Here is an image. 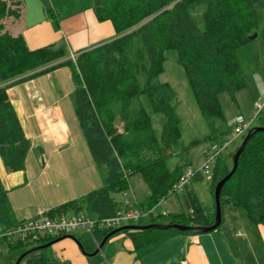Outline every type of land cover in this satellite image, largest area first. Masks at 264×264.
<instances>
[{
	"label": "trees",
	"instance_id": "trees-1",
	"mask_svg": "<svg viewBox=\"0 0 264 264\" xmlns=\"http://www.w3.org/2000/svg\"><path fill=\"white\" fill-rule=\"evenodd\" d=\"M98 21H110L115 37L81 50L74 59L65 45L29 49L21 35H11L0 26V158L7 172L24 169L30 142L25 136L7 88L17 82L60 65L70 68L74 87V111L91 158L102 175V183L84 195L48 209V216L85 213L97 217L113 215L121 204L111 192L128 187L131 175L140 174L148 195L138 202L144 210L155 207L173 194V185L191 164L188 147L204 141L221 142L232 128L214 129V121H224L218 101L222 91L234 99L245 86L236 58V49L258 34L264 18V0H91ZM14 2V1H13ZM0 18L16 16L3 8ZM16 5L20 0L15 1ZM256 37V36H255ZM174 49L183 67L199 111L212 129L206 137L179 147L180 119L171 103L175 91L158 76L164 71V53ZM159 115L156 131L153 115ZM263 118L251 126L252 132L237 159V166L220 190L222 205L244 210L251 225L264 227V110ZM244 137V135L242 136ZM238 145L226 156H217L209 182L214 186L231 167ZM178 150V151H177ZM177 162L168 166L171 157ZM203 176L196 173L183 190L186 209L174 214L150 215L134 225H146L166 217L167 223L209 226L215 209L207 212L193 191L192 183ZM222 214V213H221ZM144 219H146L144 221ZM221 222L215 228H219ZM7 191L0 180V226L18 223ZM112 228H98L92 235L97 245ZM140 258L170 236L201 233V229H122ZM117 233V232H116ZM44 236L36 242L6 241L8 251L22 254L57 237ZM260 238V236H258ZM36 243L35 246H29ZM50 246V245H49ZM48 246L26 259L27 264H48ZM30 251L29 253H32ZM27 253L26 255H28ZM25 255V256H26Z\"/></svg>",
	"mask_w": 264,
	"mask_h": 264
},
{
	"label": "crops",
	"instance_id": "crops-1",
	"mask_svg": "<svg viewBox=\"0 0 264 264\" xmlns=\"http://www.w3.org/2000/svg\"><path fill=\"white\" fill-rule=\"evenodd\" d=\"M4 23L7 30L23 37L29 49L65 45L69 54L116 35L110 21L96 19L89 0H22L18 24L9 18ZM72 87L75 84L69 67L60 65L7 88L8 98L30 142L23 170L7 172L0 158V180L17 220L76 199L102 183V175L91 155H86L85 140L77 139L68 118L71 108L66 98ZM29 161L37 166L33 165V168L39 171L38 174H31ZM38 164H41L40 168ZM130 177L126 189L133 200L141 202L148 195L147 187L141 183L134 186ZM122 191L111 192L118 203H121ZM166 200L159 204L160 211L177 213L171 202L165 204ZM237 210L231 208L230 212L238 216ZM243 229L246 230L244 239L235 242L237 254L230 248L228 227L225 231L219 227L196 234H175L140 258L135 257L128 234L120 231L110 236L98 251L105 246L103 252L107 264L108 259L112 264H120L123 259L125 264H181L183 260L187 264H253L251 260L238 258V249L248 250L257 262L264 253V233L260 229L259 238L250 233L251 228ZM91 237L98 248L92 234ZM76 240L62 236L52 240L54 242L48 246V264H91L93 248H88L87 253L82 252Z\"/></svg>",
	"mask_w": 264,
	"mask_h": 264
},
{
	"label": "rangeland",
	"instance_id": "rangeland-1",
	"mask_svg": "<svg viewBox=\"0 0 264 264\" xmlns=\"http://www.w3.org/2000/svg\"><path fill=\"white\" fill-rule=\"evenodd\" d=\"M14 1V2H13ZM17 0H0V2H5L4 5L5 14L7 11L15 10L17 12L16 16L5 15L4 17L0 18V26H2V31H6L11 35L13 34L11 30H7L5 27L4 21L6 18H9L16 24H18L20 15H21V3L16 5L14 4ZM88 1V0H87ZM92 4V1L89 0ZM88 6V4L86 5ZM259 32L252 40L239 46L236 49V58L239 65V69L243 75L245 86L238 89L234 94V99H232L228 92L222 91L218 94V101L221 105L223 114H224V121L222 120H215L214 121V129L222 128L226 129L229 126L232 128L235 118V115L242 114L245 118H251V126L257 125L259 122L262 121L263 118L254 117V108L253 103L255 101L263 102L264 98V18L262 19L259 27ZM177 53L174 49L166 50L164 53V71L158 76L160 81L168 82L173 90L175 91V96L172 99L171 103L175 105V111L180 119V131H181V138L179 139V147L182 148L183 146L189 145L193 140L202 139L211 132V128L209 127L207 121L199 111V108L196 104L193 92L187 80L186 73L183 67L177 62ZM70 58L74 59L75 54L70 53ZM70 69V68H69ZM71 72V71H70ZM70 103L71 111L68 112V118L70 120V124L72 123L73 127L77 134V139L84 142V138L77 123L75 111H74V88L72 87L69 92L67 93L66 98ZM255 100V101H254ZM153 125L156 131H159L161 128V119L159 115H153ZM250 126V127H251ZM249 127V128H250ZM245 136V135H244ZM243 137H234L233 132H228L226 134V138L221 142L227 140L230 142L228 148L223 153L224 156L228 155L237 145L239 146ZM220 142V143H221ZM212 141H202L198 142L190 147H188V151L186 153L188 159H190L191 166L194 169L199 168L202 163L204 162V155L203 150L206 146L210 145ZM86 155L90 156L86 144L84 142ZM178 151V150H177ZM178 156L171 157L168 166L172 167L177 162ZM226 164L230 168L231 165V157L226 158ZM33 165L37 167L33 162L29 161V169L31 170V174L34 176L38 172L36 168H33ZM39 168L41 164H38ZM35 172H33V171ZM38 177V176H37ZM210 178H206L203 176L200 180L194 181L192 183V188L195 194L197 195L198 199L201 201L202 205L206 209L207 212L211 213L213 210V192L214 186L209 182ZM130 181L133 183L134 186H138L139 183L145 187V184L140 176V174L135 173L131 175ZM183 193H173L169 197H167L165 204L171 202L173 204V208L177 211L182 210L186 214L191 213L190 209H186V205L183 200ZM230 205H222V224L220 225V230L225 231L226 227L229 228L227 231V236L229 238L230 248L232 252H236L235 242L239 241L245 237V231L243 228L249 227L251 228L252 235L254 237L260 236L259 230L264 233V227L262 225H258L255 227L251 225L246 217V214L243 209L238 208V216L232 214L230 212ZM162 207L158 205L157 211L161 213ZM190 215V214H189ZM146 219H144L145 221ZM166 221V222H165ZM167 223L166 217H160L157 220V223L164 224ZM156 223V222H155ZM136 222L127 223V225H134ZM240 232V235H235V233ZM127 233V232H126ZM77 244L78 248L82 252H88V248H93L94 252L97 249L91 234L88 232L76 231L71 234ZM243 235V236H242ZM244 239V238H243ZM36 243L30 244L29 246H35ZM240 247L241 245H237ZM104 249L98 251L96 253H92L90 262L91 264H107V260L105 259ZM40 250H34V252L29 253L28 255L24 256L18 264H27L26 259H28L32 254L39 253ZM49 253V251H48ZM234 254H237L234 253ZM104 255V256H103ZM20 256V254L13 253L8 251V247L5 241L0 242V264H15L16 259ZM238 258L250 261L253 264H264V253L262 256L259 257V260L255 262L252 258L250 252L248 250H244L242 247L238 249ZM108 264H112L111 261L108 259ZM120 264H125L124 259L121 261Z\"/></svg>",
	"mask_w": 264,
	"mask_h": 264
},
{
	"label": "built area",
	"instance_id": "built-area-1",
	"mask_svg": "<svg viewBox=\"0 0 264 264\" xmlns=\"http://www.w3.org/2000/svg\"><path fill=\"white\" fill-rule=\"evenodd\" d=\"M254 117L264 110V101H255L253 103ZM251 126V118H245L242 114H237L234 118L232 132L234 137H242L246 134ZM230 142H212L203 150L204 162L202 165L194 169L187 166L182 172L178 181L173 185L171 191L173 193H182L184 188L190 184L192 177L199 173L206 178L211 177V170L217 156L223 154L228 148ZM159 203L148 210H144L133 200L130 191L124 189L122 191L121 206L116 209L113 215L107 217H97L95 215H87L85 213L64 214L48 216L45 212H39L37 215L19 220L18 223L9 227L0 226V242L2 241H22L36 242L44 236L71 235L76 231L88 232L92 234L93 230L98 228H112L127 225L130 222H137L142 217H149L160 212H156ZM191 212V210H190ZM161 214H165L161 212ZM181 264H187L181 261Z\"/></svg>",
	"mask_w": 264,
	"mask_h": 264
},
{
	"label": "water",
	"instance_id": "water-1",
	"mask_svg": "<svg viewBox=\"0 0 264 264\" xmlns=\"http://www.w3.org/2000/svg\"><path fill=\"white\" fill-rule=\"evenodd\" d=\"M256 34H254L252 37H255ZM255 131H259V130H264V127L262 126H257L255 127L254 129ZM252 134V132H248L245 134V136L243 137L240 145L238 146L237 150L235 151L234 155H233V158H232V167L231 169L229 170V172L223 176L216 184H215V187H214V192H213V197H214V209H215V216H214V223L212 225H209V226H192V225H183V224H178V223H173V224H169V223H164V224H161V223H149V224H146V225H125V226H122V227H119L117 229H114L112 230L111 232H109L107 235H105L103 237V239L101 240V242L99 243L98 245V248L97 250L94 251V253H96L98 251V249L100 247H102V245L104 244V242L110 237L112 236L113 234H115L116 232H118L119 230H122V229H144V228H151V227H155V228H162V229H167L169 227H172V228H176V229H179L181 231H186V230H191V229H201L202 231L204 232H207V231H211V230H214L221 222V213H222V210H221V205H220V201H219V196H220V190L223 186V184L230 178V176L233 174L236 166H237V159H238V156L240 155L241 151L243 150L245 144H246V141L249 139L250 135ZM62 237H70V238H73V236L71 235H63ZM54 241H50L48 243H45V244H42V245H39V246H35L34 248L30 249L29 251H26L24 253H22L15 261V264H18L19 261L27 254L29 253L30 251H33V250H39V249H42V248H45L49 245H51Z\"/></svg>",
	"mask_w": 264,
	"mask_h": 264
}]
</instances>
